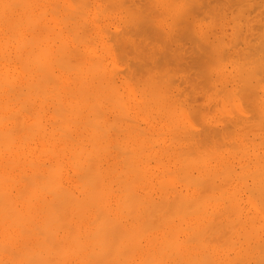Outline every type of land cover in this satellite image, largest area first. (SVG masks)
<instances>
[{
    "label": "bare ground",
    "instance_id": "6f19581e",
    "mask_svg": "<svg viewBox=\"0 0 264 264\" xmlns=\"http://www.w3.org/2000/svg\"><path fill=\"white\" fill-rule=\"evenodd\" d=\"M0 264H264V0H0Z\"/></svg>",
    "mask_w": 264,
    "mask_h": 264
}]
</instances>
